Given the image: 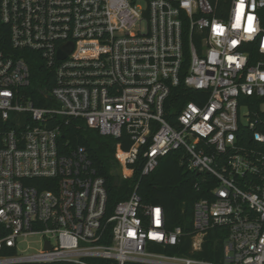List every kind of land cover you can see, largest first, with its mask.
<instances>
[{
    "label": "built area",
    "instance_id": "1",
    "mask_svg": "<svg viewBox=\"0 0 264 264\" xmlns=\"http://www.w3.org/2000/svg\"><path fill=\"white\" fill-rule=\"evenodd\" d=\"M187 37L184 86L207 97L172 125ZM25 51L52 72L43 106ZM71 122L131 144L114 154L125 180L140 158L147 176L183 151L188 171L216 183L194 204L192 252L221 229L220 264H264V0H0V264H218L154 251L183 231L137 188L109 215L86 150L67 153ZM36 236L41 249L25 255Z\"/></svg>",
    "mask_w": 264,
    "mask_h": 264
},
{
    "label": "trees",
    "instance_id": "2",
    "mask_svg": "<svg viewBox=\"0 0 264 264\" xmlns=\"http://www.w3.org/2000/svg\"><path fill=\"white\" fill-rule=\"evenodd\" d=\"M189 47L190 41L187 37L181 82L178 87L172 89L166 102V117L172 125H175L174 118L182 112L189 102L203 105L200 99L207 97L206 92L190 90L184 86L191 58ZM19 55L27 59L30 73L32 72L31 86L28 90L33 95V101L37 106H43V103L36 98L35 94L41 89H49L52 86V72L49 69L47 70L40 55L32 51L20 52ZM246 104L253 113H256L259 109L258 102L254 103V101L247 100ZM262 132L264 133V129H262ZM250 138L251 136L248 137L249 142ZM64 142L67 144V153L71 150L84 148L92 161L97 176L104 178L108 193L107 208L109 215L114 213L115 206L118 203L128 200L137 188L144 205L163 207L166 224L170 231L177 227L182 229L183 235L178 246L166 250L156 246L153 248L154 251L173 256L198 258L218 264L224 261L225 232L221 229L211 230L207 234L201 252H192L194 204L201 199H207L210 189L216 183L210 181L207 174L188 171V158L183 151H172L168 156L161 158L154 172L147 176H143L142 173L145 159L140 158L137 164L132 167L133 177L125 180L119 172V164L114 156L119 149L128 150L130 148L131 144L126 142L125 139L116 140L111 137H100L96 132L85 127L83 123L71 122L64 130ZM208 182L209 184H207ZM91 262L93 264H112L106 260H91ZM53 264L74 263L60 262Z\"/></svg>",
    "mask_w": 264,
    "mask_h": 264
},
{
    "label": "rangeland",
    "instance_id": "3",
    "mask_svg": "<svg viewBox=\"0 0 264 264\" xmlns=\"http://www.w3.org/2000/svg\"><path fill=\"white\" fill-rule=\"evenodd\" d=\"M246 109L242 110V113H244ZM121 173V171H119ZM122 175V173H121ZM123 177V176H122ZM39 242V237H33L27 240V242H23L21 246V251L25 252V255H33L36 254L37 251L41 249V244Z\"/></svg>",
    "mask_w": 264,
    "mask_h": 264
},
{
    "label": "water",
    "instance_id": "4",
    "mask_svg": "<svg viewBox=\"0 0 264 264\" xmlns=\"http://www.w3.org/2000/svg\"><path fill=\"white\" fill-rule=\"evenodd\" d=\"M66 49H67L68 51H70L71 48H70V46H67ZM60 55H61V54H60ZM61 58L64 59V58H65L64 55H61ZM47 247L49 248V244L47 245Z\"/></svg>",
    "mask_w": 264,
    "mask_h": 264
},
{
    "label": "snow or ice",
    "instance_id": "5",
    "mask_svg": "<svg viewBox=\"0 0 264 264\" xmlns=\"http://www.w3.org/2000/svg\"><path fill=\"white\" fill-rule=\"evenodd\" d=\"M249 19H251V17H249Z\"/></svg>",
    "mask_w": 264,
    "mask_h": 264
}]
</instances>
